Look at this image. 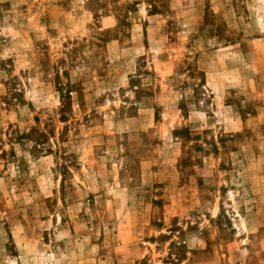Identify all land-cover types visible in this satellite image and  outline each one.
Wrapping results in <instances>:
<instances>
[{
  "label": "rangeland",
  "instance_id": "374dc122",
  "mask_svg": "<svg viewBox=\"0 0 264 264\" xmlns=\"http://www.w3.org/2000/svg\"><path fill=\"white\" fill-rule=\"evenodd\" d=\"M142 1L149 11L167 7L165 0H0V52L11 51L0 58V264H264V180H253L264 168L248 151L256 136L213 122L200 129L180 116L171 127L161 108L147 129L98 133L104 119L134 115L133 101L150 100L153 90L134 88L136 74L126 88L111 85L88 102L70 78L82 48L95 44L101 55L104 39L126 35ZM33 14L46 36L34 38L32 25L25 43L12 39L7 22ZM108 14L117 26L100 31ZM206 20L225 42L214 16ZM179 74L172 84L182 93ZM175 102L185 116L183 100ZM86 126L95 132L85 135Z\"/></svg>",
  "mask_w": 264,
  "mask_h": 264
},
{
  "label": "crops",
  "instance_id": "0c3cea01",
  "mask_svg": "<svg viewBox=\"0 0 264 264\" xmlns=\"http://www.w3.org/2000/svg\"><path fill=\"white\" fill-rule=\"evenodd\" d=\"M165 1L164 11H149L146 5H151L142 1V9L130 12L126 35L118 33L104 39L101 55L95 44H87L82 48V64L70 68L72 82L80 81L83 97L88 102L105 94L111 85L126 88L136 74L140 81L134 88L153 90L150 100L133 101L134 115L124 116L122 123L104 119L97 132L147 129L154 125L156 111L161 108L162 118L171 120L168 123L171 127L180 116L185 123L200 129L213 122V126L225 132L256 136L252 150L248 151L257 154L260 163L256 168L263 169L264 0ZM207 15L214 16L215 25L218 22L224 28L225 42L221 41V33L208 31ZM7 23L11 25L10 37L22 39V44L30 39L26 37V30L31 31L33 27L34 38L46 36L41 14ZM173 23L180 25L176 31L171 27ZM116 26L113 15L101 17L100 31L111 32ZM239 36L246 40V47L241 45ZM13 51L17 54L20 50L15 47ZM2 53L6 52L1 51L0 58H5ZM138 59L146 64L137 67ZM138 68L149 70L150 78L138 74ZM191 69L198 73L195 78L190 74ZM178 73L180 84L185 87L182 93L175 92L172 84ZM196 91L201 96L196 97ZM129 92L133 98V91ZM206 95L210 100L206 101ZM181 99L186 105L185 116L175 102ZM206 108H210L211 114ZM93 132L95 126H86L85 135ZM257 173L253 180L259 183L264 180L263 170Z\"/></svg>",
  "mask_w": 264,
  "mask_h": 264
},
{
  "label": "trees",
  "instance_id": "16d2710c",
  "mask_svg": "<svg viewBox=\"0 0 264 264\" xmlns=\"http://www.w3.org/2000/svg\"><path fill=\"white\" fill-rule=\"evenodd\" d=\"M220 212H221V211H219V213H218V216H217V217H219V215H220Z\"/></svg>",
  "mask_w": 264,
  "mask_h": 264
}]
</instances>
